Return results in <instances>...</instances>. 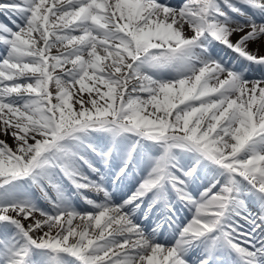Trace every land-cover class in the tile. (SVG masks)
I'll return each mask as SVG.
<instances>
[{"label": "snow or ice", "instance_id": "6c2138e0", "mask_svg": "<svg viewBox=\"0 0 264 264\" xmlns=\"http://www.w3.org/2000/svg\"><path fill=\"white\" fill-rule=\"evenodd\" d=\"M262 49L264 0H0V264H264Z\"/></svg>", "mask_w": 264, "mask_h": 264}, {"label": "bare ground", "instance_id": "6f19581e", "mask_svg": "<svg viewBox=\"0 0 264 264\" xmlns=\"http://www.w3.org/2000/svg\"><path fill=\"white\" fill-rule=\"evenodd\" d=\"M254 47V46H253ZM260 54H264V49L261 50V53Z\"/></svg>", "mask_w": 264, "mask_h": 264}, {"label": "rangeland", "instance_id": "374dc122", "mask_svg": "<svg viewBox=\"0 0 264 264\" xmlns=\"http://www.w3.org/2000/svg\"><path fill=\"white\" fill-rule=\"evenodd\" d=\"M9 143H11V141L9 140Z\"/></svg>", "mask_w": 264, "mask_h": 264}]
</instances>
